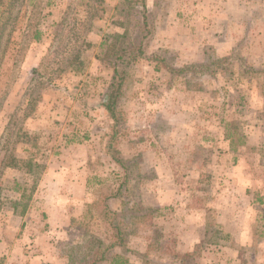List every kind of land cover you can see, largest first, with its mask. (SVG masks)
Here are the masks:
<instances>
[{
    "label": "rangeland",
    "instance_id": "obj_1",
    "mask_svg": "<svg viewBox=\"0 0 264 264\" xmlns=\"http://www.w3.org/2000/svg\"><path fill=\"white\" fill-rule=\"evenodd\" d=\"M147 2L121 166L101 101L137 4L0 0V264H71L112 240V218L132 264H264V0ZM155 53L225 60L171 73Z\"/></svg>",
    "mask_w": 264,
    "mask_h": 264
},
{
    "label": "trees",
    "instance_id": "obj_2",
    "mask_svg": "<svg viewBox=\"0 0 264 264\" xmlns=\"http://www.w3.org/2000/svg\"><path fill=\"white\" fill-rule=\"evenodd\" d=\"M131 3L137 4L136 9L139 16L138 28L135 35L131 37L128 31L121 33H114L115 50L113 52V60L111 64L110 80L102 94L101 106L104 108L106 114L110 118L111 132L108 134V139L105 144V151L109 157L124 166V160L119 157L118 149L115 146L117 140L119 124L122 118L121 102L124 93V86L131 77V70L133 65L140 59L146 58V49L150 35L154 31L153 21L149 19L147 1L149 0H130ZM156 4L159 0H150ZM149 60L154 62V69L160 70L161 66L165 67L171 73H182L187 70L205 69V71L214 70L215 68H222L225 58H212L208 63L198 66L189 65L180 68H174L167 64L164 56L161 54H151ZM23 196V195H22ZM21 202L19 201V204ZM25 208V203L23 204ZM23 208V209H24ZM23 213V212H21ZM113 213V212H112ZM148 214V213H147ZM117 214L114 213V216ZM110 229L112 230V240L103 244L98 242L97 248L93 251L87 252L79 259L71 261V264H132L126 253L128 248L126 246L125 235L118 224L113 223V218L110 222ZM198 246V245H197ZM192 254L186 252L180 254L181 264L185 263V259ZM182 258V259H181Z\"/></svg>",
    "mask_w": 264,
    "mask_h": 264
}]
</instances>
